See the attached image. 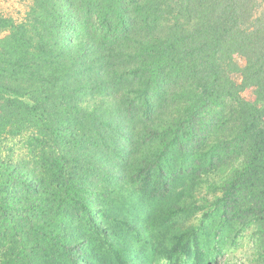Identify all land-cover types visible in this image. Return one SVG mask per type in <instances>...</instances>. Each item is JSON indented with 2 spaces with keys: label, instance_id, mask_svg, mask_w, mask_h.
Segmentation results:
<instances>
[{
  "label": "trees",
  "instance_id": "16d2710c",
  "mask_svg": "<svg viewBox=\"0 0 264 264\" xmlns=\"http://www.w3.org/2000/svg\"><path fill=\"white\" fill-rule=\"evenodd\" d=\"M33 1L0 14V135L36 129L47 149L0 160V264H94L93 241L103 264H131L106 213L128 178L163 223L189 212L187 179L210 182L213 212L257 224L264 264V0Z\"/></svg>",
  "mask_w": 264,
  "mask_h": 264
},
{
  "label": "rangeland",
  "instance_id": "374dc122",
  "mask_svg": "<svg viewBox=\"0 0 264 264\" xmlns=\"http://www.w3.org/2000/svg\"><path fill=\"white\" fill-rule=\"evenodd\" d=\"M34 2L33 0H0V14L13 17L17 21L24 20ZM247 54V51L241 49L233 53L237 63L233 76L237 82L242 80L241 70L248 60ZM242 95L248 100H254L255 97L253 88H247ZM259 107L264 111V102H260ZM137 121L136 130L138 133H143L145 125L141 120ZM36 133V129L17 133L7 130L3 132L0 135V160H3L4 164L7 162L13 164L25 162L26 159L33 160L34 154H42L41 152L47 148L30 142L31 137ZM42 171L50 174L51 168L45 165ZM127 180L128 185L122 181L118 183L119 190L113 201H110L111 204L107 206L106 213L122 222L117 225V229L114 228L117 234L122 233L125 238L115 245H123L127 242L128 246L124 248V252L129 256L131 264H196L197 244L205 251V261L201 264L260 263L261 241L258 239L257 224L243 225L236 221L230 222L225 219L221 210L213 212L212 208L216 205L214 198L216 191L210 182L196 183L192 178L187 179V184L190 186L178 191L182 192L183 202L189 206V212L165 220L167 223L161 222L164 219L155 216L152 219H155L154 222L149 225L148 222L152 220L141 217V209L146 208L143 199L149 192L139 187V181L134 183L135 180L132 178ZM101 198L102 201H105V198L110 199L107 194ZM113 205L118 207L113 210L111 207ZM101 214L99 211V215L96 216L98 221L101 219ZM180 237L183 241L192 240L190 251L183 253L172 249L176 241L181 240ZM113 238L116 242V236ZM96 245V241H93L91 254L95 258L94 264H103L102 252ZM106 258L107 264H113L115 259L108 256ZM80 262L84 264L85 261Z\"/></svg>",
  "mask_w": 264,
  "mask_h": 264
}]
</instances>
